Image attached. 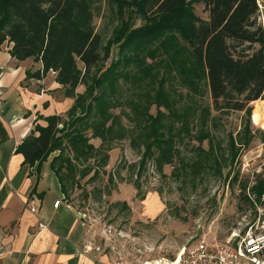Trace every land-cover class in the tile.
<instances>
[{"label":"trees","instance_id":"1","mask_svg":"<svg viewBox=\"0 0 264 264\" xmlns=\"http://www.w3.org/2000/svg\"><path fill=\"white\" fill-rule=\"evenodd\" d=\"M98 1L0 0V50L8 42L11 43L8 53L16 60L41 61L42 70L33 75L55 72V81L73 98L63 115L42 117L45 125L35 123L16 151L29 164L39 163L58 151L51 167L62 182L65 197L69 196L68 179L72 184L75 181L77 164L82 165L79 176L88 175L92 168L85 163L125 137L138 149L139 160L130 166L131 170L137 167L136 178L148 164L161 173L165 165L176 162L180 166H172V174L188 177L192 188L205 173L221 176L223 169L232 165L240 151L249 146L250 103L253 117V108L260 105L264 93V27L257 20V0H112L120 6L131 5L135 13L152 21L130 30L122 41L115 42L117 53L133 43L134 50L144 54L139 76L132 75L138 83L150 73L149 67L142 66L146 57L154 55L150 45L158 41L162 48L170 43L177 47L176 35H179L186 42L183 46L186 50L175 53L172 62L178 66L181 83L192 92H197L198 85L203 83L214 111L246 113L243 128L228 138L227 152L221 141L213 139L208 128L212 119L210 105L202 107L195 117L196 105L174 108L158 92L153 101L165 106L168 112L158 110L155 115L149 114L148 98L153 89L149 82L145 83L143 94L146 100L137 98L129 102L132 116L127 115L133 118L132 126L122 124V115L115 114L113 109L123 104L120 80L129 77L123 66L129 65L131 58L118 54L106 67L99 68L108 52L93 22L92 7ZM194 3L203 4L207 19L195 14ZM102 51L107 53L104 59ZM80 84H84V91L76 93ZM91 138L99 139L100 145L96 147ZM186 138L197 142L190 158L182 155L179 148ZM205 140L207 148L202 147ZM107 159L105 151L100 165ZM231 179L237 181V173ZM242 188L245 190L246 184ZM250 190L259 201L264 194V176L258 175Z\"/></svg>","mask_w":264,"mask_h":264},{"label":"rangeland","instance_id":"2","mask_svg":"<svg viewBox=\"0 0 264 264\" xmlns=\"http://www.w3.org/2000/svg\"><path fill=\"white\" fill-rule=\"evenodd\" d=\"M257 2V20L264 27V0ZM193 6L197 16L207 19L208 12L202 3H194ZM92 8L95 29L108 52L104 59L107 53L102 51L104 60L99 68L106 67L118 54L131 58V63L123 66L129 77L120 80V100L123 104L113 109L115 114L122 115V124L132 126L133 118L127 115L132 116L129 102L137 98L144 102L145 83L149 82L148 85L152 84L153 88L148 98L151 103L149 114L155 115L158 110L168 112L165 106L154 103L153 97L158 92L168 98L174 108L196 105L195 117L202 107L210 105L212 119L208 122V128L213 139L221 141L227 152L228 138L243 128L246 113L214 111L203 83L198 85L197 92H192L189 86L181 83L178 66L172 60L176 59L175 53L186 50L183 47L185 40L176 35L177 47L170 43L165 48L154 41L149 47L154 52L153 57H146L142 63L145 69L149 67L150 73L138 83V79L136 81L132 75L139 74V64L144 54L134 50L133 43L117 53L115 42L118 39L122 41L130 30L152 21L135 13L131 5L120 6L119 2L112 0H100ZM112 48L115 51H111ZM49 74L53 73L50 71ZM79 89L82 91L84 84H80ZM260 99V105L253 108L256 123L255 118L251 117L250 103L252 138L249 146L240 151L232 165L223 169L221 176L205 173L196 180V187L192 188L188 177L178 178L172 174V166H180L176 162L174 165H165L161 173L148 164L142 175L136 178L137 167L131 170L130 166L139 160L138 149L132 147L129 138L125 137L114 141L110 149L102 150L85 163L92 168L88 175L80 177L82 165L77 164L75 181L73 184L69 179L67 181L69 196L65 202L84 214L94 241L100 244L110 242L112 247L107 249L115 258H121L127 264H141L159 258L171 260L184 245L201 239L224 242L233 234L232 242L237 244L249 232L264 231V194L257 201L250 190L255 178L258 175L264 176V93ZM121 110H124L123 113ZM90 142L96 147L100 145L97 138H91ZM195 145V140L189 141L186 138L185 143L179 145L182 155L190 158ZM207 146V141H203L202 147ZM105 151L108 159L104 165H100L101 154ZM236 173L238 180L233 182L231 177ZM243 184H246L245 190Z\"/></svg>","mask_w":264,"mask_h":264},{"label":"crops","instance_id":"3","mask_svg":"<svg viewBox=\"0 0 264 264\" xmlns=\"http://www.w3.org/2000/svg\"><path fill=\"white\" fill-rule=\"evenodd\" d=\"M10 46L5 42L0 50V264H114L117 258L107 248L91 253L93 259L82 252L94 238L84 214L65 202L68 197L51 167L58 151L34 164L16 151L35 123L45 125L42 117L63 115L73 98L55 81V72L33 75L42 70L41 61H18L8 53ZM79 86L76 93L84 90Z\"/></svg>","mask_w":264,"mask_h":264},{"label":"built area","instance_id":"4","mask_svg":"<svg viewBox=\"0 0 264 264\" xmlns=\"http://www.w3.org/2000/svg\"><path fill=\"white\" fill-rule=\"evenodd\" d=\"M3 70V66L0 65V75ZM58 204L59 200H56L54 207ZM30 210L36 211L34 207H30ZM39 226L43 228L46 224L40 221ZM233 237L232 234L224 242H210L204 239L193 241L184 245L171 260L159 258L141 264H264V231L249 232L237 244L232 242ZM111 247L110 242L100 244L90 239L84 243L82 252L91 257V253H100L105 248ZM3 250L4 246L0 245V254ZM114 264H127V262L119 258Z\"/></svg>","mask_w":264,"mask_h":264},{"label":"bare ground","instance_id":"5","mask_svg":"<svg viewBox=\"0 0 264 264\" xmlns=\"http://www.w3.org/2000/svg\"><path fill=\"white\" fill-rule=\"evenodd\" d=\"M152 260H154V259H152Z\"/></svg>","mask_w":264,"mask_h":264}]
</instances>
